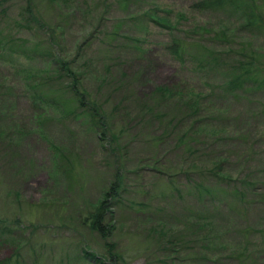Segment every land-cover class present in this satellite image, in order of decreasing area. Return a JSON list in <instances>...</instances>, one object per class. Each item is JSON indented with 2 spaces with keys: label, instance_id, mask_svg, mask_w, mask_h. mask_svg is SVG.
Masks as SVG:
<instances>
[{
  "label": "trees",
  "instance_id": "16d2710c",
  "mask_svg": "<svg viewBox=\"0 0 264 264\" xmlns=\"http://www.w3.org/2000/svg\"><path fill=\"white\" fill-rule=\"evenodd\" d=\"M48 1L61 7L66 2ZM188 8L192 13H186L187 16L182 11L175 15L176 18L171 11L156 18L159 15L154 13V8H147V12L142 8L143 12H135L128 20L141 29L142 36L151 21L170 30L169 41L163 45L162 55L170 58L176 70L168 81L159 83L140 66L136 73V68L131 66L132 73L130 70L128 73L125 64L131 65L132 60L123 62L110 56L105 63L106 68L99 74V80L102 86L114 84L109 88L112 96L120 94L111 110L85 85L88 73L76 69L72 62L62 56L54 29L33 14L32 3L22 16L24 23L15 20L3 24L4 20H1L0 67L4 69L5 77L19 75L21 85L18 96L29 98V115L33 119L12 123L4 128L3 135L7 152L14 155L16 147L20 145L17 135L22 139L33 134L36 136L41 128H46L47 136L49 130L58 132V129L68 130L74 135L76 133L70 127L75 125L81 133L78 134L79 139L88 141L90 132L110 152V156H114V152L121 148L118 146L119 139L142 126L144 145L154 156L149 159L167 173L164 178L168 183L159 196V206H153L151 202L132 205L144 208L145 216L151 217L156 213L160 216L157 218L160 225L154 232L161 238L159 243L164 237L168 239L167 243L173 248L167 251L177 252L175 247L181 250L186 247L195 249L196 263L208 264L210 258L204 254L205 250L220 253L219 250L225 246L222 245L226 237L223 218L214 214L221 210L220 203L225 201L224 205H228L230 202L231 210L255 203H261L264 207V151L259 150L258 145L264 138V0H192ZM0 12L1 16H5L6 10L1 9ZM207 15L214 22L206 21L204 18ZM184 20L191 24L188 35L174 34L176 25ZM28 27H34L38 33L46 31L49 38L46 41L44 38H20L19 31ZM103 30L99 29L96 34L102 35ZM111 34L117 35L113 31ZM117 38H89L82 54L76 58L82 56L87 59L86 49L94 40L107 44L108 53L115 54L124 49L144 57V60L155 53L145 36L144 40L133 35L119 38L125 42L120 44L118 40L114 44ZM254 40L261 42L257 44ZM41 56L51 57L48 60L50 68H30L24 61ZM115 66H118L119 75L111 78ZM129 76L144 78V91H129ZM151 82L152 89H149ZM13 86L11 89L0 85V116L1 109L7 117L11 115L10 102L14 101L13 88L16 89ZM116 116L122 118L119 130L115 127ZM7 133H11V136ZM55 149L57 169L61 166L70 173L74 166L62 161L67 153L61 146L56 145ZM174 158H177V163H172ZM118 161H121L120 157L116 158L115 165ZM124 170L123 166L117 168L104 197L98 203L88 204L89 211L83 216L84 226L91 232H97L103 240L108 241L114 234L112 208L125 205L127 189L122 178ZM235 173L238 175L234 176ZM172 201L176 204L172 205ZM205 202L212 205L214 211H209ZM170 215H174L178 222L173 228L168 227L170 220L167 218ZM14 221L18 224L0 222V246L10 243L14 247L11 256L0 258V264H27L21 254L20 242L14 235L16 230L22 228V221L21 218ZM28 244L34 250L39 242ZM106 244L110 258L117 257L125 264L124 256L116 254L115 245ZM79 247L72 261L105 264L104 257L93 252L87 243ZM33 252L35 259L39 255ZM237 255L233 257L243 264V250Z\"/></svg>",
  "mask_w": 264,
  "mask_h": 264
},
{
  "label": "rangeland",
  "instance_id": "374dc122",
  "mask_svg": "<svg viewBox=\"0 0 264 264\" xmlns=\"http://www.w3.org/2000/svg\"><path fill=\"white\" fill-rule=\"evenodd\" d=\"M191 1L66 0L65 5L61 7L60 4H51L48 0H0V10H6L5 16L0 15V21L4 20L3 24L12 23L15 20L24 23L22 16L25 15V11L27 12L26 7L32 3L33 14L54 29L53 34L60 41L62 56L72 62L76 69L88 73L86 82L84 81L85 85L96 98L105 101L106 108L111 110L120 94L112 96L109 88H112L114 84L102 86L99 80V74L106 68L105 63L109 57L120 58L123 62L127 59L132 60L131 65L125 64L128 73L131 66L136 68L134 73L140 70V66L151 73L154 81L164 83L173 76L176 70L172 67L170 58L162 55L163 45L169 41L170 30L156 21H151L149 22L151 25H147L144 36L155 50L154 55L150 56L152 58L150 61L149 56L144 60V57L134 55L124 49L116 51L115 54L108 53V45L96 40L87 49L85 48L87 59L82 56L76 58L82 54L89 38L118 37L114 44L119 38H128L131 35L144 40L141 29H137L128 21L135 12L138 14L142 8L144 12L148 11L147 8H154V13L159 15L156 18L164 16L169 11L174 16L182 11L187 15L186 13H192L188 8ZM27 14L29 16L30 13ZM204 19L214 22V19L208 15ZM34 25L38 26L36 22ZM190 26L189 21H181L176 25L174 34L187 36L191 29ZM99 29H104L102 35L96 34ZM111 31L116 32L117 35H112ZM46 33V31L38 33L37 30L34 31V27H28L22 28L18 36L20 38H44L46 41L49 38ZM134 33L138 34L134 35ZM254 41L257 44L261 42L260 40ZM122 42L125 40H119L120 44ZM50 58L41 56L31 60L24 59V61L30 68L45 70L50 68L48 66ZM87 64L91 66L86 67ZM117 68L118 66H115L112 69L111 78L119 75ZM3 70L0 67V85L11 89L14 85L16 89L13 88L14 101L10 102L11 115L7 117L1 109L0 116V222L12 224L15 218H21L22 228L16 230L14 235L20 242L21 254L25 262L27 264H35V262L36 264H95L86 260L72 261V258L79 252V246L87 243L93 252L104 257L105 264H123L122 260L120 261L117 257L110 258L106 244L109 243V245H115L116 254L124 256L125 264H197L195 249L186 247L181 250L175 247L178 251L170 252L166 249L173 247L167 243L166 237L159 243L161 238L154 232V229L160 225L157 220L160 216L157 213L151 217L147 214L145 216L144 208L132 205V203L151 202L153 206H159L161 203L159 196L168 183L164 178V174L167 175V173L160 165L149 159L154 156L144 145V128L136 127L128 135H123L118 141V146L121 148L114 152V156H110V152H107L97 139L90 135V132L89 138L86 137L88 141L79 139L78 134L81 133L75 125L70 127L76 133L74 135L68 130L65 132L58 129V132L49 130V136H47L46 128L39 129L36 136L33 134L24 139L17 135L16 138L20 145L16 147L14 155H9L6 148L7 142L3 135L4 128L21 119L28 122L32 117L29 115V98L18 96L21 85L18 80L19 75L5 77ZM127 80L129 91H144V78L129 76ZM152 82L149 89H152ZM120 119L122 118L115 117L116 130L121 128ZM84 127L87 129L85 123ZM6 135L11 136V133ZM56 145L61 146L65 150L64 153H67L62 161L65 164L72 163L74 166L70 173L65 172V168L62 169L61 166L57 169ZM258 145H260L259 150L264 151V138ZM117 157H120L121 161L115 165ZM172 163H177V158H174ZM120 166L125 168L122 178H124L123 181L125 180L127 194L124 198L125 205H121L118 209L116 206L112 208L115 230L113 236L107 241L103 240L97 232H91L84 226L83 216L89 211L88 204L98 203L104 197ZM236 175L238 173L234 174ZM224 202L219 205L221 210L214 214L223 218L222 226L226 231V237L224 241H220H223L222 245L225 246L219 250L220 253H214L210 249L205 250L204 254H208L210 258L208 264H239V260L233 255L236 256L242 250L245 257L243 264H264V207L260 205L261 203H255L248 207L237 206L236 210H231L230 202L228 205H224ZM175 204L176 202H173L172 205ZM204 205L209 211H214L212 205L206 202ZM147 212L149 214V211ZM223 215L227 216L225 217L227 220ZM174 217L170 215L167 218L170 220L169 228L178 224ZM246 230H248L247 233L251 232L247 234ZM33 241L39 242L34 250L27 246ZM166 245L168 247H165ZM0 249V258H3L11 256L14 247L8 243L0 246ZM32 252L39 256L34 259Z\"/></svg>",
  "mask_w": 264,
  "mask_h": 264
}]
</instances>
